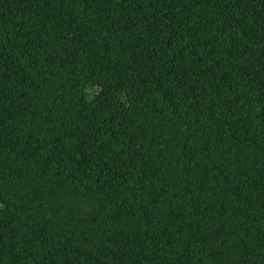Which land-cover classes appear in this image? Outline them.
Returning a JSON list of instances; mask_svg holds the SVG:
<instances>
[{
  "label": "trees",
  "instance_id": "1",
  "mask_svg": "<svg viewBox=\"0 0 264 264\" xmlns=\"http://www.w3.org/2000/svg\"><path fill=\"white\" fill-rule=\"evenodd\" d=\"M0 264H264V0H0Z\"/></svg>",
  "mask_w": 264,
  "mask_h": 264
}]
</instances>
